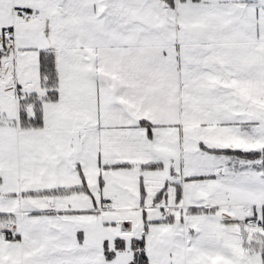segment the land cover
I'll use <instances>...</instances> for the list:
<instances>
[{
	"label": "snow or ice",
	"instance_id": "obj_1",
	"mask_svg": "<svg viewBox=\"0 0 264 264\" xmlns=\"http://www.w3.org/2000/svg\"><path fill=\"white\" fill-rule=\"evenodd\" d=\"M0 264H264V0H0Z\"/></svg>",
	"mask_w": 264,
	"mask_h": 264
}]
</instances>
